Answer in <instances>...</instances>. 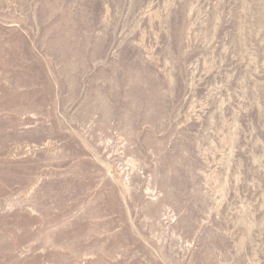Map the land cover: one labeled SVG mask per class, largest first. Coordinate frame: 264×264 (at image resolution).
<instances>
[{
	"label": "rangeland",
	"instance_id": "374dc122",
	"mask_svg": "<svg viewBox=\"0 0 264 264\" xmlns=\"http://www.w3.org/2000/svg\"><path fill=\"white\" fill-rule=\"evenodd\" d=\"M0 264H264V0H0Z\"/></svg>",
	"mask_w": 264,
	"mask_h": 264
}]
</instances>
